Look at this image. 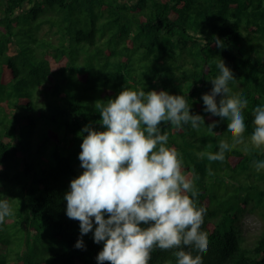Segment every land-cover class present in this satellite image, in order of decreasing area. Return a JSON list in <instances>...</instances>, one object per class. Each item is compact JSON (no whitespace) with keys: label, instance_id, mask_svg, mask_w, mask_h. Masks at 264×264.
Instances as JSON below:
<instances>
[{"label":"trees","instance_id":"16d2710c","mask_svg":"<svg viewBox=\"0 0 264 264\" xmlns=\"http://www.w3.org/2000/svg\"><path fill=\"white\" fill-rule=\"evenodd\" d=\"M220 59L235 77L230 95L248 100L241 144L226 119L204 111ZM124 88L182 95L204 118L198 130L160 126L206 209L202 264H264V169L253 166L264 146L251 142L253 109L264 106V0H0V201L12 210L0 223V264H98L95 224L81 236L64 196L81 174L78 133L103 130L95 104ZM221 141L230 145L224 161H209ZM251 213L262 228L248 243L242 220ZM173 251L154 248L148 264H176Z\"/></svg>","mask_w":264,"mask_h":264},{"label":"clouds","instance_id":"9594fccd","mask_svg":"<svg viewBox=\"0 0 264 264\" xmlns=\"http://www.w3.org/2000/svg\"><path fill=\"white\" fill-rule=\"evenodd\" d=\"M216 43L222 47V41ZM217 67L220 75L210 80L211 93L202 95L204 111L226 119L234 143L241 144L246 131L242 110L248 100L230 95L229 84L235 77L222 59ZM95 108L103 130L89 124L78 133L82 136L78 159L84 171L71 180L64 199L66 215L79 221L81 236L92 232L95 224L94 242H103L98 264H148L154 248L174 250L176 264H202L209 246L207 233L201 231L206 209L194 204V183L182 173V161L174 148L166 146L169 136L161 133L160 126L190 124L198 130L204 118L190 113L191 106L182 95L163 90L124 88L113 99L97 101ZM253 114L251 142L260 148L264 146V106H256ZM216 123L207 126L209 132L215 134ZM227 150L230 145L221 141L219 151L208 153L207 158L223 162ZM253 166L260 171L264 161H254ZM10 215L8 201H0V223ZM83 246L82 239L75 245ZM185 248L198 254L193 256Z\"/></svg>","mask_w":264,"mask_h":264},{"label":"rangeland","instance_id":"374dc122","mask_svg":"<svg viewBox=\"0 0 264 264\" xmlns=\"http://www.w3.org/2000/svg\"><path fill=\"white\" fill-rule=\"evenodd\" d=\"M49 88L48 84L42 87L38 88L36 97L34 98V101L36 103H42L44 100V88ZM46 90V89H45ZM42 134H40L41 136ZM80 173L84 171V169L79 166ZM15 203V202H14ZM12 219L10 217H6V221H11ZM262 228V220L257 214H247L243 220H242V229H243V235L245 236L248 243H252L258 234L260 233V230ZM14 230L10 231V233H13ZM23 232L17 233V236H21ZM13 238V237H12Z\"/></svg>","mask_w":264,"mask_h":264}]
</instances>
